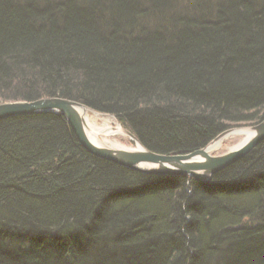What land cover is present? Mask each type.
I'll use <instances>...</instances> for the list:
<instances>
[{
	"label": "trees",
	"instance_id": "16d2710c",
	"mask_svg": "<svg viewBox=\"0 0 264 264\" xmlns=\"http://www.w3.org/2000/svg\"><path fill=\"white\" fill-rule=\"evenodd\" d=\"M58 96L148 150L264 119V0H0V100ZM0 264H264V139L207 182L88 152L60 113L0 119Z\"/></svg>",
	"mask_w": 264,
	"mask_h": 264
},
{
	"label": "water",
	"instance_id": "95a60500",
	"mask_svg": "<svg viewBox=\"0 0 264 264\" xmlns=\"http://www.w3.org/2000/svg\"><path fill=\"white\" fill-rule=\"evenodd\" d=\"M77 107L81 111H78ZM87 109L92 111L85 104L75 100L58 96L43 97L31 101L0 103V119L44 112L60 113L70 124L79 143L88 152L97 157L143 173L189 176L204 182L209 181L215 173L243 157L264 139V119H262L251 125L234 127L233 129L250 130L252 131V135L239 147L224 153L208 154L204 152V149L207 145L221 137L227 130L217 134L204 147L194 151L179 154H161L145 148L131 131L117 122L120 125L121 133L127 136L134 146H101L90 141L85 133V119L83 115ZM112 117L114 118V116Z\"/></svg>",
	"mask_w": 264,
	"mask_h": 264
},
{
	"label": "bare ground",
	"instance_id": "6f19581e",
	"mask_svg": "<svg viewBox=\"0 0 264 264\" xmlns=\"http://www.w3.org/2000/svg\"><path fill=\"white\" fill-rule=\"evenodd\" d=\"M77 110L81 111V109H79L78 107H77ZM83 116L85 119V126H84L85 133L90 141H92L93 143L97 145L107 146V147L127 146L118 139L120 138V135L124 136L125 138L127 136L121 133V130L119 128L120 125L114 122L111 114L98 112L93 109L92 111L90 109H87L85 110ZM225 130L227 131L223 133L221 137L217 138L214 142L210 143L209 145L205 147L204 149L205 153L212 154L218 151L219 149L225 148L226 147L224 145L225 140L229 138H234V136H238L239 140L235 144H232L231 146H229L226 151L235 149L239 147L240 145H242L252 135V131L248 129H247L248 131H244V130L233 129L232 127H229ZM129 146H134L133 142H132V145H129Z\"/></svg>",
	"mask_w": 264,
	"mask_h": 264
},
{
	"label": "rangeland",
	"instance_id": "374dc122",
	"mask_svg": "<svg viewBox=\"0 0 264 264\" xmlns=\"http://www.w3.org/2000/svg\"><path fill=\"white\" fill-rule=\"evenodd\" d=\"M21 101V100H20ZM8 103V102H13V101H2L0 100V103ZM114 122L117 123V121L113 118ZM243 125H251V124H243ZM239 126H242V125H238V126H233L232 128L234 127H239ZM74 132V131H73ZM121 142H123L125 145L129 146V145H132V142L131 140L128 138V137H124V136H121L120 135V138H118ZM239 140V137L238 136H234V138H229L227 140L224 141V145L226 146L225 148H222V149H219L218 151L212 153V154H221L223 152H225L227 150V148L229 146H231L232 144H235L237 141ZM100 158V157H99ZM103 159V158H102ZM106 160V159H104ZM108 161V160H107Z\"/></svg>",
	"mask_w": 264,
	"mask_h": 264
}]
</instances>
